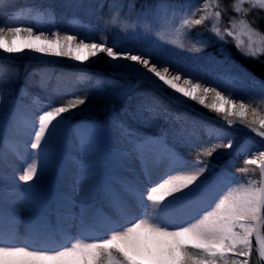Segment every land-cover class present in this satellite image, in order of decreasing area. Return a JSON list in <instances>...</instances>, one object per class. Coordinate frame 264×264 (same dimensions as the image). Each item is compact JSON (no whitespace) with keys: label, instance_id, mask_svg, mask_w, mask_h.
I'll list each match as a JSON object with an SVG mask.
<instances>
[{"label":"snow or ice","instance_id":"1","mask_svg":"<svg viewBox=\"0 0 264 264\" xmlns=\"http://www.w3.org/2000/svg\"><path fill=\"white\" fill-rule=\"evenodd\" d=\"M64 6L80 5L68 0ZM134 6L135 0H129L125 13L121 3L113 2L108 14L99 17L101 34L80 38L78 32L49 27L54 20L50 5L17 8L12 0H0V16L5 17L0 19V55L43 64L38 72L28 73L19 96L0 86V264H253L254 254L264 261V150L250 152L247 142L236 147L233 155L244 159L235 171L231 161L217 171L210 159L234 148L237 125L264 139V96L248 102L234 98L228 89L193 78L199 65L172 53L202 52L209 41L194 30L203 26L214 42L233 43L242 58L232 59L225 50L220 52L222 61L209 57L211 63L228 64L221 78L264 92V79L245 66L258 62L264 75V27L259 23L264 0H146L133 14ZM108 30L153 38L169 49L161 52L118 39L109 43L104 34ZM101 54L113 69L111 75L132 78L136 87L150 85L130 115L158 131L142 133L119 120L115 126L124 151H117L113 164L96 173L87 188L85 180L91 177L81 162L71 191L65 192L44 178L63 155L69 131H95L91 122H72L88 101L87 91H76L87 86L102 92L117 81L83 68L57 70L50 58L83 65ZM24 67L27 72L29 65ZM19 71L12 63H0V85L15 82ZM32 85L43 91V99L29 93ZM120 87L119 94L127 95L128 88ZM189 101L214 113L223 125L199 113L189 115ZM79 141L88 150L97 137L80 135ZM133 159L140 161L139 171L128 163ZM16 161L24 166L17 167ZM77 193L79 213H74ZM22 211L29 213L24 219Z\"/></svg>","mask_w":264,"mask_h":264},{"label":"rangeland","instance_id":"2","mask_svg":"<svg viewBox=\"0 0 264 264\" xmlns=\"http://www.w3.org/2000/svg\"><path fill=\"white\" fill-rule=\"evenodd\" d=\"M68 0H12L14 7H21L28 4H40L44 6H52L54 8V24L52 23L51 27L53 31L60 30L62 32L68 31L69 34H79L84 35L90 34L93 37L99 36L102 32V25L99 17L106 15L109 12V5L113 2L121 3L123 5V11L125 13L129 12V0H73V2L79 4V7H65L64 5ZM103 3V9L97 7L99 3ZM146 0H135V6L131 9L132 13L135 14L142 10L143 5ZM148 3H152L153 0H147ZM198 2V0H196ZM29 21H32L30 16H26ZM4 16H0V19H4ZM70 24L76 26L82 25L77 31L70 30ZM195 32L203 33V39L209 41L208 46L199 53L188 52L186 50H172V53L182 60L188 62L189 64H198L200 67L199 72H193L191 75L193 78H203V80L213 87H219L221 91L228 89L234 95V98H244L246 102L250 99L259 100L261 96H264V92H261L258 87H253L251 85H231L226 83L224 79L221 78L225 69L228 68V64H214L211 63L208 59L209 57L215 58L216 61L224 60V57L220 55L222 50H225L228 55L239 61L235 55L239 54L236 51V48L233 43L229 42L223 44V42H214L216 38L209 32L205 30L203 26L197 27L194 30ZM107 35L109 43L113 39H118L121 43L124 44H140L150 45L152 47L158 48L159 51L164 52L168 51L169 45L167 44H158L153 38L145 39L140 36L124 35L123 33L117 30H108L104 32ZM86 42H92L88 40ZM98 42V41H97ZM240 55V54H239ZM54 62V66L57 70H64L67 73H72L80 70L81 68L86 69L88 72L93 75H100L103 77H109L117 81V86H108L106 85L104 90L97 91L87 86H81L80 89H84V92L88 93V101L86 105L80 106V110L75 113L73 116L72 122L83 121L91 122L95 127L104 128L110 126L111 128H116V133L120 138V133L115 126L119 120H125L133 128H137L140 132H154L158 131L156 128H148L137 121L131 118V113L134 112V109H127L128 106H133V102L136 103L137 99L140 97L141 93L150 89V85L147 83L141 84L139 87L135 86V80L132 78H122L119 75H111L113 69L110 68L103 59V54L97 60L96 58L91 59L85 64L81 65L80 62L72 61L67 58L53 57L50 58ZM0 63L9 64L12 63L19 68V78L10 85H0L3 87H10L13 89L14 94L19 96V89L25 85L28 73L37 71L43 67V64L30 61L29 59H10L7 54L0 55ZM28 64L29 67L27 72L25 71V65ZM36 80H39V75L35 77ZM55 84V80L52 81ZM120 86L128 88L127 95H120L122 91ZM131 86V87H129ZM76 91L77 95H80V90ZM29 93L32 95H39L42 99L44 98L43 91L36 87L30 86ZM171 91V90H169ZM84 92H82L84 94ZM35 93V94H34ZM227 94V92H225ZM32 95L25 98V103L31 104ZM28 100V101H26ZM195 102H188V108L191 109L189 115H196L197 113L202 114L204 117L208 118L210 121H215L218 125H223V122L218 118L211 115H206L199 109L193 108L191 106ZM126 106V107H125ZM176 107V106H174ZM179 112L185 111L184 107H178ZM128 116V117H125ZM157 124H163V120L158 119ZM236 128L239 131H236V143L234 148L231 150H220L219 153L214 154L213 158H210L213 163L217 164V171L220 167L229 164L231 161V170L235 171L236 168L240 167L244 159V155L234 156L233 154L236 151V147L247 142V150L250 152H257L259 150H264V139L256 136L255 133L245 129L243 126L237 125ZM153 134H156L155 132ZM105 208V207H104ZM55 226V222H53ZM253 264H264V261H258L256 255L253 256Z\"/></svg>","mask_w":264,"mask_h":264},{"label":"bare ground","instance_id":"3","mask_svg":"<svg viewBox=\"0 0 264 264\" xmlns=\"http://www.w3.org/2000/svg\"><path fill=\"white\" fill-rule=\"evenodd\" d=\"M27 22L33 23L34 21H29L27 17L24 18ZM51 26V25H50ZM76 27H81V25L76 26L70 24V28L73 31H77ZM83 36V34H80ZM97 37V36H96ZM83 38V37H80ZM53 58V57H51ZM24 60L28 59L27 57L23 58ZM28 101V100H26ZM74 125L78 124H87L83 121H75ZM3 132L0 131V135ZM97 137V141L93 148L85 150L80 146L79 136L80 135H93ZM117 151H124L123 142L120 140L119 136L116 133V128L113 129L110 126L104 128L95 127L93 129L81 128L79 130H71L65 137L63 145V155L59 159L55 169L46 176L45 182H56L57 186L65 192H70L75 175L77 171L80 170L81 162H83L87 167L84 169L85 175L91 177L85 180L84 187L87 188L95 180V174L102 172L107 166L113 164V157ZM17 167L22 168L24 165L20 164L18 161L15 162ZM128 163L136 170H140V161L133 159L129 160ZM11 170H9L10 172ZM23 184V182H20ZM79 195L76 194L77 203L73 207L74 213H79ZM22 207V205H18ZM104 211H109L105 206ZM29 215L27 211L21 212V218L24 219ZM51 221L56 223L55 216L51 217ZM24 225L21 224L20 231L23 232Z\"/></svg>","mask_w":264,"mask_h":264},{"label":"trees","instance_id":"4","mask_svg":"<svg viewBox=\"0 0 264 264\" xmlns=\"http://www.w3.org/2000/svg\"><path fill=\"white\" fill-rule=\"evenodd\" d=\"M259 23H260V25L262 26V27H264V19H261L260 21H259ZM235 57L239 60V61H241L242 60V58L240 57V55L239 54H236L235 55ZM245 66L246 67H248L251 71H253L258 77H261L262 79H264V75H262V69H261V65L258 63V62H255V61H248L246 64H245ZM33 87L35 86V85H32ZM79 92H80V95H83V93L82 92H84V89H80L79 88ZM135 102H133V106H128V108H126V109H134L135 110ZM191 106H193V108H196V109H199V110H201L202 112H204L206 115H211V116H214V117H216V115L214 114V113H211V112H209L206 108H203V107H201L200 105H198V104H196V103H194V104H192ZM126 107V106H125ZM125 117H128V116H125ZM132 118V117H131ZM155 133H157L156 131H154ZM153 132V133H154ZM143 133H146V132H144L143 131Z\"/></svg>","mask_w":264,"mask_h":264}]
</instances>
